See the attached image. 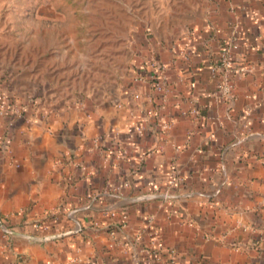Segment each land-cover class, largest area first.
<instances>
[{
  "label": "crops",
  "instance_id": "obj_1",
  "mask_svg": "<svg viewBox=\"0 0 264 264\" xmlns=\"http://www.w3.org/2000/svg\"><path fill=\"white\" fill-rule=\"evenodd\" d=\"M8 2L0 264H264V0H202L181 23L167 13L161 37L151 30L117 75L80 91L78 74L58 87L64 77L31 62L29 0L21 32ZM231 40L223 101L210 69Z\"/></svg>",
  "mask_w": 264,
  "mask_h": 264
},
{
  "label": "rangeland",
  "instance_id": "obj_2",
  "mask_svg": "<svg viewBox=\"0 0 264 264\" xmlns=\"http://www.w3.org/2000/svg\"><path fill=\"white\" fill-rule=\"evenodd\" d=\"M9 2L6 6L14 12L10 22L15 31L21 32L25 30V20L17 13L22 4L20 0ZM199 3L202 0H29L23 6L30 15L31 62L43 63L48 82L64 77L58 87L76 84L80 91L91 78L95 83L103 76L117 75L118 67L145 43L151 30L161 37V17L174 13L175 22L181 23L189 5L196 9ZM234 48L231 40L221 50L219 62L210 69L216 68L222 77L226 74L233 88L230 74ZM75 74L78 80L73 83L70 75Z\"/></svg>",
  "mask_w": 264,
  "mask_h": 264
},
{
  "label": "built area",
  "instance_id": "obj_3",
  "mask_svg": "<svg viewBox=\"0 0 264 264\" xmlns=\"http://www.w3.org/2000/svg\"><path fill=\"white\" fill-rule=\"evenodd\" d=\"M152 67L155 71L154 75L152 76V86L153 90L157 93L164 94L166 92V76L164 73L163 68L160 65L152 64ZM212 75H216L218 71H216V68H213L211 71ZM232 88L233 85L229 82L228 78L226 77V74L224 77L221 76V81L216 84L215 91L217 98L220 100H228L232 96ZM1 107H3V104H1ZM159 109H155L153 111H147L146 114L151 117H157L158 116ZM169 126L166 125L164 129H168ZM178 182L177 177H173L170 183V187L176 185ZM165 200L170 199L168 195H165L163 197Z\"/></svg>",
  "mask_w": 264,
  "mask_h": 264
}]
</instances>
